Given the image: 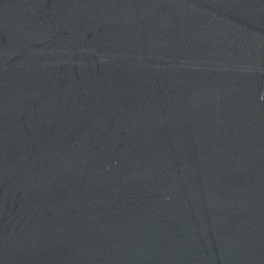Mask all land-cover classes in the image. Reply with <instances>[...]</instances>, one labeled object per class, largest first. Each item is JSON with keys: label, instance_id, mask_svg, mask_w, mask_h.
<instances>
[{"label": "water", "instance_id": "obj_1", "mask_svg": "<svg viewBox=\"0 0 264 264\" xmlns=\"http://www.w3.org/2000/svg\"><path fill=\"white\" fill-rule=\"evenodd\" d=\"M0 264H264V0H0Z\"/></svg>", "mask_w": 264, "mask_h": 264}]
</instances>
